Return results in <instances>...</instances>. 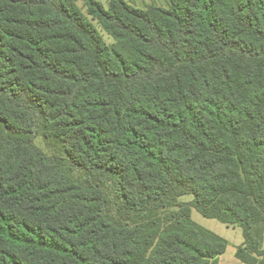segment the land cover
<instances>
[{
  "label": "trees",
  "instance_id": "1",
  "mask_svg": "<svg viewBox=\"0 0 264 264\" xmlns=\"http://www.w3.org/2000/svg\"><path fill=\"white\" fill-rule=\"evenodd\" d=\"M77 1L0 0V264H264V0Z\"/></svg>",
  "mask_w": 264,
  "mask_h": 264
},
{
  "label": "rangeland",
  "instance_id": "2",
  "mask_svg": "<svg viewBox=\"0 0 264 264\" xmlns=\"http://www.w3.org/2000/svg\"><path fill=\"white\" fill-rule=\"evenodd\" d=\"M96 1L100 2L106 8L109 7L110 0H96ZM125 1L141 9L149 8L152 6L164 7V8L168 7L166 0H125ZM77 5L81 9V11L87 16V18L97 27L104 41L110 46L113 45L115 43V39L105 30H103L101 25L89 15L84 2L82 0H79L77 1ZM35 142L38 147H40L45 153L49 155H53L57 152V149L53 146V144L50 143L49 140L44 139L41 135L37 136ZM111 197H112L111 205H114L113 202L114 197L112 195ZM181 200L190 201L192 200V197L186 196L183 197ZM193 219L201 226L215 232L219 236L228 240L229 247L226 253L221 257L222 264H228L232 258H236L235 253H233V251H235V248L241 245L244 240L243 232L240 227L237 226L230 227L219 222L216 219L205 218L196 210H193Z\"/></svg>",
  "mask_w": 264,
  "mask_h": 264
},
{
  "label": "crops",
  "instance_id": "3",
  "mask_svg": "<svg viewBox=\"0 0 264 264\" xmlns=\"http://www.w3.org/2000/svg\"><path fill=\"white\" fill-rule=\"evenodd\" d=\"M243 242H244V240H243ZM242 244H243V243H242ZM242 244H241V245H242ZM239 246H240V245H239ZM263 246H264V245H263ZM228 247H229V245H228ZM227 249H228V248H227ZM236 249H237V248H235V251H233V253H236ZM223 255H224V254H223ZM223 255H222V256H223ZM222 256H221V257H222ZM221 257H220V264H222ZM235 257H236V256H235ZM229 263H230V264H244L243 262H241V261L238 260L237 258H232L231 261H229ZM229 263H228V264H229Z\"/></svg>",
  "mask_w": 264,
  "mask_h": 264
}]
</instances>
